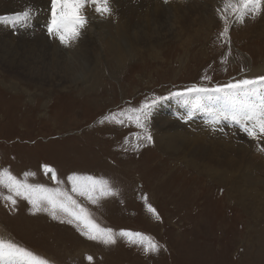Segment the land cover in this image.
<instances>
[{"label":"rangeland","instance_id":"1","mask_svg":"<svg viewBox=\"0 0 264 264\" xmlns=\"http://www.w3.org/2000/svg\"><path fill=\"white\" fill-rule=\"evenodd\" d=\"M225 2H217L212 12L202 7L178 10L174 5L168 11L171 27L166 25L167 12L161 11L164 0H156L159 9L136 8L134 26L167 36L155 53L148 49L116 69L109 63L108 51L93 52L105 74L101 81L94 79L97 85L91 87L88 78L69 88L52 89L48 83L36 86L0 70V170L8 169L21 181L69 192L101 227L117 233H143L160 245V251L145 254L142 245L130 244L119 236L109 246L90 241L74 225L54 220L46 212L34 213L21 197L15 198V205L6 201L3 197L9 193L3 186L0 238L33 251L50 264H89V255L93 257L91 264H264V167L256 165L250 173L251 184H261L259 192L249 189L250 197H245L246 183L232 169L218 173L195 168L186 157L167 151L163 140L156 137V126L172 125L175 132L192 135H201L206 129V119L195 122L189 116L173 114L178 110L173 99L187 98L186 105L191 108L194 100H204L206 105L217 101L226 110L221 101L231 93L172 96V92L192 86L224 87L264 76V15L256 19L248 16L240 23L230 10L224 11ZM198 12V25L185 31L191 35L179 39L177 32L193 26ZM222 15L228 19L229 40L220 36ZM100 17L105 25L110 23L105 31L111 30L123 40V31H115L114 18ZM49 19L47 11L42 20L38 17V26L43 27L41 23ZM91 22L95 23L94 19ZM43 54L49 66V47ZM65 56L77 68L83 62L77 52L68 50ZM260 84L264 83L253 86ZM234 95L250 99L242 89ZM158 97L164 99L152 105L145 121L151 143L137 139L138 135L143 137L144 130L134 122L125 119L116 124L106 119L112 114L121 118V112L151 104ZM247 107L230 103L227 110L237 118ZM158 108L168 114L167 123L154 124ZM231 125L221 128V141L236 148L244 140L229 133L234 132ZM230 156L236 159L235 154ZM242 162L239 165L244 166ZM44 165L55 169L60 184L44 172ZM72 174L108 180L117 194L92 204L71 192L67 177ZM148 205L155 208L159 219Z\"/></svg>","mask_w":264,"mask_h":264},{"label":"bare ground","instance_id":"2","mask_svg":"<svg viewBox=\"0 0 264 264\" xmlns=\"http://www.w3.org/2000/svg\"><path fill=\"white\" fill-rule=\"evenodd\" d=\"M221 1L175 0L174 4H165L161 11L167 12L166 25L171 27L172 23L168 11L174 5L178 10L191 9L193 11L197 7H202L203 10L211 9L212 12L217 2ZM3 2H6L7 5H4ZM110 6L112 15H109V17L114 18L116 22L115 31L118 32L120 29L123 31V40H119L111 30L109 32L105 31L106 26L110 23L105 25L106 21L94 11V8L87 7L84 10V14L87 16V24L80 37L69 47H65L57 39L51 38L47 34V20L41 23L43 27L38 26V17H41L42 20L43 14H46L47 11L50 13V0H25L24 3L21 0H0V16H12L28 10L31 13L22 21H0V70L8 72L12 77L22 78L36 86L41 85L42 82L48 83L47 86L52 89L69 88L71 85L79 83L80 80L87 81L88 78L89 81H92L89 83L91 87L97 79L101 81L105 74V67L99 65L101 63L100 58L95 60L92 57L93 52L100 54V50L108 51L109 63L115 69L117 66L121 67L127 62H132L135 57L143 55L148 49L153 50V53H155V50L163 43L167 35L161 32H146L134 26L133 13L136 8L142 6L159 9L160 5L156 3V0H110ZM200 15L201 12H198L193 26L177 32L180 34L179 39L183 35L189 34L185 31L198 25ZM91 19H94L95 23H92ZM45 47H49L52 56V62L49 63V66H47V59L43 54ZM68 50L77 52L80 61H83L78 65V68L72 66L73 61L65 56V52ZM238 91H231L228 97L221 101L225 103L227 109L230 103L248 106L237 115V118H234L233 113L218 105L217 101L211 102L209 106L203 103L204 100H194V106L191 108L186 105L189 103L187 98L173 99V106L178 108L173 114L189 116L195 119V122L202 118L206 119L207 125L203 124L206 129L202 131L201 135H192L191 132L186 134L175 132L176 129L172 128V125H167L166 128L156 126V137L161 138V141L163 140L164 148L167 151L186 157L192 165H195V168L199 166L211 171L216 170L218 173L228 171L227 168L231 172L230 169H232L237 178L241 177L245 181L247 189L244 188V195L250 197V190L259 192L260 188L258 186L261 185L251 184L250 173L256 165L264 167V153L260 151L264 140L259 143L251 140L247 135L241 133L238 128H240L239 121L243 120L251 109L256 108L259 110L264 107V84L242 89V92L250 96L249 100L252 99V101L236 97L234 94ZM160 109L154 111L156 121L154 124L156 125L159 122H166V119H168V114ZM227 123H232L230 128L234 129V132L230 131L229 133L238 135L240 139L244 140V144H237L236 148H231L232 145L230 146L221 141V128L226 127ZM217 128L220 130L217 131ZM192 141H196V143ZM231 153L236 155L235 160L231 159ZM239 161H243L242 163L245 165H239ZM0 264L6 263L1 262Z\"/></svg>","mask_w":264,"mask_h":264},{"label":"snow or ice","instance_id":"3","mask_svg":"<svg viewBox=\"0 0 264 264\" xmlns=\"http://www.w3.org/2000/svg\"><path fill=\"white\" fill-rule=\"evenodd\" d=\"M164 3L168 4L169 0H164ZM87 7H93L94 11L102 16L112 15L110 0H50V19L46 25L49 37L57 39L65 47H69L77 41L87 24V16L84 14V10ZM229 10L236 21L243 23L248 16L256 19L264 15V0H226L224 11L227 12ZM30 14V10H28L12 16H0V21H22ZM221 19L224 20V28L220 36L225 40H229L228 19L223 15ZM257 83H264V76H260L257 79H242L235 83L227 84L224 87L207 88L192 86L183 91L172 92L170 95L186 96L193 93L231 92L233 90L249 88ZM159 99H164V97L155 98L151 104L145 103L138 109H129L127 112H121L119 114L121 118L112 114L106 117V119L116 124H123L125 119L134 122L138 128L144 130L143 137L138 135L137 139H144L148 143H151L152 136L148 132L145 121L148 118L152 105ZM239 123L240 130L251 140L258 143L264 140V107H261L259 110L256 108L251 109ZM136 147L138 148L139 145H136ZM260 151H264V146L260 147ZM43 170L46 174L51 175L52 181L57 184L61 183L55 169L44 165ZM25 175H34V173H26ZM67 179L71 184V192L77 196L86 198L92 204H97L102 198L117 194L111 188L109 181L103 178L98 179L91 175L72 174ZM0 186L8 190L9 195L3 197L6 201L15 205V198L21 197L28 201L34 213L46 212L54 220L74 225L80 234L90 241L109 246L114 245L117 236H119L126 238L130 244L142 245L145 254L160 251V245L143 233L126 230H121L117 233L112 228L101 227L100 224L92 219L87 208L78 203L72 194L59 187L48 188L42 184L28 183L27 180L21 181L8 169L0 170ZM145 200H147V197H145ZM148 210L157 215V219H159L155 208L148 205ZM86 259L91 264L93 257L89 255L86 256ZM0 261H4L6 264H50L48 259L35 254L33 251L11 240L2 238H0Z\"/></svg>","mask_w":264,"mask_h":264}]
</instances>
